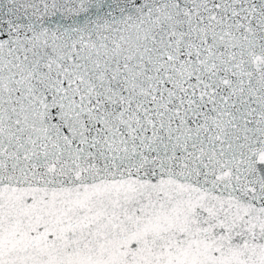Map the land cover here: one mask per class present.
<instances>
[{
	"label": "snow or ice",
	"instance_id": "6c2138e0",
	"mask_svg": "<svg viewBox=\"0 0 264 264\" xmlns=\"http://www.w3.org/2000/svg\"><path fill=\"white\" fill-rule=\"evenodd\" d=\"M0 264H264V0H0Z\"/></svg>",
	"mask_w": 264,
	"mask_h": 264
}]
</instances>
